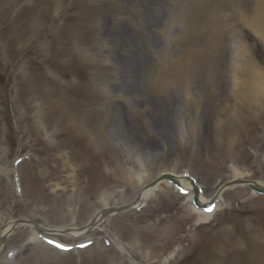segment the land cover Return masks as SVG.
I'll return each instance as SVG.
<instances>
[{"label": "rangeland", "instance_id": "1", "mask_svg": "<svg viewBox=\"0 0 264 264\" xmlns=\"http://www.w3.org/2000/svg\"><path fill=\"white\" fill-rule=\"evenodd\" d=\"M256 2L255 0H237L236 5V16L239 20L247 19L250 17L251 13L255 10ZM243 16V19H242ZM256 35L258 32H254ZM259 38L262 35H258ZM231 48V45L226 41L225 46L222 48L221 52L217 57V62H219L217 70L214 72L211 83L209 84L207 79L202 80L198 77H195L190 82V96L192 101H189V104L185 107L184 105H177L172 107V111L176 110L178 117L174 118V132L173 143H179L181 141V134L180 131L183 130L184 124L191 125L188 130L191 132L190 136V144H188V159L190 160H197L198 158H209V155H215L216 161L220 159H226L227 156L231 155L233 148H228V144L223 141L222 145H215L214 144V137L218 134H226L228 131H232L230 134V138H234L236 140L238 136L244 135L242 128L234 127L231 128L232 125H237L238 120L243 118L244 114H250L254 112L256 115H262L264 113V99L261 98V102L257 107L249 108L247 100L250 98V87L251 82L250 80L255 78L252 74V71L249 70L245 74L246 83L241 88L240 91L235 93V98L238 101V105L235 107L233 104V95L228 94L227 96L224 94L226 93L223 83L221 80V74L224 71L227 72V64L224 63V57L226 51ZM228 62V60H227ZM243 85V84H242ZM233 91V90H232ZM230 91V92H232ZM235 108L239 112V116L236 119H232L231 116L227 117V121L223 120L224 116L234 114ZM223 120V121H222ZM173 124L171 126H173ZM255 127H253L254 129ZM216 129V130H215ZM262 138L264 139V133H260ZM224 137V136H222ZM232 140V141H233ZM48 141V139H43L42 142ZM118 144V143H117ZM119 145V144H118ZM121 147L120 150H122ZM124 150V149H123ZM264 158V150H261ZM174 155L170 154L167 157L168 162H171ZM184 159V158H183ZM174 160V159H173ZM206 161V160H205ZM135 163V161H134ZM133 168V166H132ZM264 172V171H263ZM218 175H221L219 171H213L207 174V176L212 177L210 183L214 182V178ZM227 175V173H226ZM214 191L212 189L211 193ZM230 199L234 205L240 203L238 196L232 194L230 195ZM190 225H178L181 226L183 231H188L189 234L192 233V229L195 225H192L194 222L197 221V218L188 219ZM166 228V232L169 231V226L164 225ZM178 226L176 225L175 228L177 230ZM242 227V226H241ZM245 229L243 232H246ZM177 233V232H176ZM181 233V232H180ZM178 233V234H180ZM240 229L237 228L233 235H239ZM223 242V238L217 239L215 241L208 240L204 243V255H210L214 253V246L221 245ZM168 255V251L163 250L162 253L158 255L157 258H153L158 264L163 262L162 260L165 256ZM61 264H71L70 261H66ZM84 264H102L101 259L97 253H90L85 256V263Z\"/></svg>", "mask_w": 264, "mask_h": 264}, {"label": "snow or ice", "instance_id": "2", "mask_svg": "<svg viewBox=\"0 0 264 264\" xmlns=\"http://www.w3.org/2000/svg\"><path fill=\"white\" fill-rule=\"evenodd\" d=\"M207 211L208 212H212L213 211V208H208Z\"/></svg>", "mask_w": 264, "mask_h": 264}, {"label": "bare ground", "instance_id": "3", "mask_svg": "<svg viewBox=\"0 0 264 264\" xmlns=\"http://www.w3.org/2000/svg\"><path fill=\"white\" fill-rule=\"evenodd\" d=\"M6 229H7V228H6ZM6 229H5V230H6Z\"/></svg>", "mask_w": 264, "mask_h": 264}]
</instances>
